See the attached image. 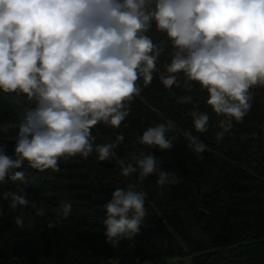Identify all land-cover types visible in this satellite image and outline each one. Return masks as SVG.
I'll use <instances>...</instances> for the list:
<instances>
[{"label":"clouds","instance_id":"1","mask_svg":"<svg viewBox=\"0 0 264 264\" xmlns=\"http://www.w3.org/2000/svg\"><path fill=\"white\" fill-rule=\"evenodd\" d=\"M151 6V7H149ZM166 33L175 48L167 73L184 72L209 94L207 104L225 118L217 140L242 120L250 109L248 90L264 85V0H0V91L35 98V108L20 122L15 139L16 158L0 146V183L23 180L18 171L59 170L58 158L97 153L99 161L117 155L124 140L95 144L91 129L104 122L118 128L128 115L124 101L139 94L136 81L145 84L157 70L159 51L144 35L152 26ZM170 88L175 75H162ZM194 128L205 132L209 116L191 111ZM168 124L148 127L139 143L170 149ZM196 153L207 145L190 133ZM120 174H133L141 182L156 175L160 187L177 182L174 174L160 171L151 154L118 159ZM135 164V167L133 166ZM146 193L136 184L116 188L102 206L105 242L117 247L136 236L146 216ZM13 210L34 202L23 189L0 193ZM72 205L64 203L57 220L67 219ZM14 223L22 228L23 215ZM52 227L53 225H49Z\"/></svg>","mask_w":264,"mask_h":264},{"label":"trees","instance_id":"2","mask_svg":"<svg viewBox=\"0 0 264 264\" xmlns=\"http://www.w3.org/2000/svg\"><path fill=\"white\" fill-rule=\"evenodd\" d=\"M144 35L156 45L153 54L159 51L152 81L145 84L143 75L139 76L136 86L140 92L124 101L128 115L118 128L100 122L94 126L101 132L99 137L93 133L94 127L91 130L95 137L94 145L101 142L99 138H107L110 143L117 135H123L124 140L116 149L117 155L99 161L94 152L88 157L79 153L75 156L66 154L58 158V171L45 170L50 174L52 184L71 195L75 202L71 217L78 226H71L67 231L41 226L37 224V212L31 207L13 210L9 207L10 201L0 199V264H110L111 261H117V264H168L170 259L187 256H190L191 264H264V143L258 150L259 155H253L258 163L256 168L242 169L237 162L244 163L243 158L251 156H241L242 159L235 161L234 154L227 152L231 146L228 143L234 141L237 147L238 138L230 136L235 127L219 141L216 134L209 132L211 127H217L215 119L225 117L216 114L211 106L207 111V102L199 98H195L194 108L193 101L185 100L191 95L194 98L200 86L195 85L196 89L184 97L177 87V73H167L164 64L168 66L171 63L175 48L166 33L158 30L152 22ZM162 75H175L176 83L170 88L165 87L160 79ZM205 93L206 89L202 88V94ZM248 94L264 98V85L251 86ZM33 104H36L35 98H27L18 105L14 101L8 104L0 102V133L8 125H19L27 111L35 108ZM191 111L208 114L207 131L201 133L194 128ZM261 121L259 116L258 127L254 128L257 133L264 132L260 125L264 122ZM160 123L170 127L165 135L173 146L161 150L154 145L140 144L143 132ZM220 130L218 128L217 132ZM188 133L213 150L194 152L186 143ZM5 148L6 153L15 159L16 155L8 150V146ZM214 149L224 163L215 171L226 182L223 184L226 189L223 192L215 183L203 192L196 183L208 179L211 168L208 164L215 161L212 157ZM149 154L158 160L159 170L174 174L177 182L160 187L156 183V175L142 182L135 174L130 176L138 183H149L156 188L157 206L155 210L146 209L147 214L136 236L113 247L105 242L102 206L118 187L107 184L112 174L120 172L116 163L118 159L143 158ZM238 166L239 170H233ZM95 168L103 177L101 180H93ZM18 171H23L24 179L30 181L12 183L6 179L0 183V193L23 189L40 214L46 208L38 186L41 180L48 181V177L44 179L42 172L29 168L27 161ZM30 175L42 179H34ZM17 215L24 217L22 228L14 223ZM30 217L36 218L32 229L25 227L26 219Z\"/></svg>","mask_w":264,"mask_h":264},{"label":"rangeland","instance_id":"3","mask_svg":"<svg viewBox=\"0 0 264 264\" xmlns=\"http://www.w3.org/2000/svg\"><path fill=\"white\" fill-rule=\"evenodd\" d=\"M164 67H167V64H164ZM195 85H199V92L198 94L196 93L194 95L189 96L188 98H185L186 101L190 102L193 101V108L196 107V103H194L195 98H199V100H202L203 102H207L208 99V92L206 89V93L202 94V86L199 84L198 81H194L191 80L187 77V75L184 72H177V87H179L180 91L182 92V94L184 95V97H186V93H192L194 91V89H196ZM250 96V100L249 103L251 105L250 109L248 110L247 114L245 115V117L240 120V121H236L233 119L232 121V128L235 127L231 132V137H237L238 141H237V147L234 145V141H232L231 143H228L229 149L227 150L228 153H232L235 156V161L236 159H242L241 156H247V158L249 159H245L244 163L240 162L237 164L244 170H248V169H253L256 168V166L258 165V163L256 162L257 160H254L253 155H259V149L262 148L263 146L262 143H264V132L261 131V133H257L255 132V127L257 126V118L260 116L261 117V122H264V98L260 97L257 94H249ZM28 97L24 94L21 93H4L2 91H0V102H2L3 104L6 103H11V101H14V103H16L17 105L19 103H22L23 101H26ZM177 98V96H176ZM183 97H181L182 99ZM32 101H29L28 103H31ZM192 103V102H191ZM36 105V104H33ZM207 106V111L208 108L210 107L209 104L206 103ZM33 109L27 111L26 114H28L29 112H31ZM220 119H215L214 124L217 127H211L209 129V132L216 134L217 133V129L218 124H219ZM256 124V126H253V124ZM261 126L264 127V123L260 124ZM18 128L19 125H8L7 127H5L1 133H0V142H1V146L7 150L5 147L8 146V150L10 152L13 153V155H16L14 148L15 147H11L15 145V139L18 133ZM94 130L93 133L97 134L99 137V134L101 135V132L97 129V128H93ZM237 129L240 131H237ZM220 130V128H219ZM178 131V128L175 132ZM101 140L100 143L96 142V144H104V143H108L107 142V138H99ZM187 140V144H189L188 139ZM205 144V143H204ZM207 144V143H206ZM205 144V145H206ZM7 145V146H5ZM120 145V144H119ZM241 145H243L244 147L242 148ZM264 145V144H263ZM117 149V148H116ZM115 149V151H117ZM207 150L212 149V147L207 146L206 147ZM217 149H214L212 157L215 159V161L213 160V164L214 166L210 165V163L208 164L209 166H207L208 168H210V171H208V179L203 180V181H198L196 183V185L198 186V188L202 189L203 192H205L206 190L209 189V186L213 185V184H217L218 186L221 187L222 191L224 192L226 187L223 186V184H226V182L223 181V179L219 176V173L215 171V168H219L223 166V162L220 160V155L216 152ZM95 156L97 158V153H95ZM250 155V156H248ZM239 166L237 168L233 167V170H239ZM94 168V167H93ZM96 169V168H95ZM44 179H46L48 177V181L47 180H41V182H39V189H40V193L41 196L43 198V202H44V207L47 209H43L42 212L40 214L37 215V219L34 217H30L28 219H26L25 222V227H28L30 229H32L33 225H34V221L37 220V224L41 225V226H48L50 224H52L54 227H56L58 230H65L67 231L71 226H75V222L72 219V212L71 215L65 219V220H57L56 217V212L57 210L63 206L64 203H70L71 205H75V202H73V199L71 197V195L69 196L68 194H66L65 192H63L62 187L52 184L51 180L49 178L50 174L48 173V171H43L42 172ZM99 170L93 169V180L97 181V180H101L103 177H100L99 175ZM30 177L36 179L39 177H33V175H30ZM111 180L108 182L107 185L112 186L115 184L117 185L118 188H126L129 184H136L137 185V190L138 191H143L146 193V197H145V208L146 209H152L155 210L156 209V202L158 201V193L156 191V188L149 183H138L136 182L134 179H132V177H124L120 174V172L112 174L111 175ZM9 182L12 183H19L20 180H12L10 178H6ZM39 179H42L41 177ZM30 181V179H24L21 182H27ZM197 189V187H196ZM49 213V214H48ZM48 214V215H47ZM48 216V217H47ZM47 217V218H46ZM36 219V220H35ZM70 222V223H69ZM92 222V221H91ZM78 225H76L77 227ZM168 264H191V258L190 256L187 257H180V258H174V259H170L167 261ZM106 264V263H104ZM110 264H117V261H111ZM143 264H154L151 262H144Z\"/></svg>","mask_w":264,"mask_h":264}]
</instances>
